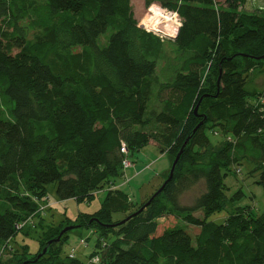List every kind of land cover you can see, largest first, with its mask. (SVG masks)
<instances>
[{"label": "trees", "instance_id": "1", "mask_svg": "<svg viewBox=\"0 0 264 264\" xmlns=\"http://www.w3.org/2000/svg\"><path fill=\"white\" fill-rule=\"evenodd\" d=\"M153 1L182 21L176 57L139 27L132 0H0V248L32 235L49 185L61 201L106 194L76 224L81 239L93 235L86 246L95 240L86 261L63 252L72 231L59 239L60 221L33 258L0 264H264V212L209 221L234 166L254 165L264 189V88L255 85L264 76V13L234 24L216 0ZM216 131L226 138L218 145ZM189 137L173 180L120 224L169 176L133 203L118 186L126 157L155 144L174 161ZM200 181L205 191L182 206L181 194ZM203 210L207 218L195 216ZM189 225L200 229L195 239Z\"/></svg>", "mask_w": 264, "mask_h": 264}, {"label": "rangeland", "instance_id": "2", "mask_svg": "<svg viewBox=\"0 0 264 264\" xmlns=\"http://www.w3.org/2000/svg\"><path fill=\"white\" fill-rule=\"evenodd\" d=\"M147 1L148 0H132L134 14L138 21L139 27L146 33L156 36L152 32H148V29H146L144 25L147 23L146 20H148L151 16L150 8L154 5H157L159 7L162 6L158 2L153 0L152 3L148 6L146 4ZM216 3L221 7L228 9L232 13L234 24H237L241 16L244 14L259 15L262 12L264 13V0H216ZM178 19L179 18L177 16V20ZM25 23L26 22H23L22 24ZM178 24H180V22ZM35 33L36 32H31L29 34L30 40L34 38ZM109 35L110 31L100 37L99 44L101 46L105 45ZM160 39L162 53L170 57H176V55L178 54V48L176 44L165 38ZM81 51V48H76L73 50L74 53H80ZM259 65L260 67L264 68V62ZM162 66L163 64L160 63L157 69L158 73L160 72ZM255 85L259 89H263L264 76L259 77L256 80ZM262 102L264 103V101ZM209 136L214 145H218L226 139L223 133L220 131L209 133ZM159 158L162 159L155 164V160ZM126 159L130 163V169L134 168V170L137 169L138 171H144L140 178L131 182L132 172L131 170H128V175L125 179L118 181V186H120L122 190L128 192L129 197L133 203H140L141 201L146 202L152 196V193L155 191V189L158 188L160 184H162V181L164 180L166 175L170 173L173 161L168 155L165 154L163 156V154L158 151L155 144L148 145L140 154L137 155V157L131 158L130 156H127ZM161 168H163L162 170L164 172L160 175L161 177L157 179L156 174ZM233 169L236 171V176L228 177L226 179V196L222 197L217 204L218 207H223L224 210H221L216 206L218 209L214 211V214L209 218V221H213L217 224L224 223V221L233 214L241 216L242 218H249L251 217L249 213H253L256 216H259L260 214H262V212H264V189L257 184L258 173L255 170V166L249 162H244L242 165L234 166ZM149 174L150 180H152L155 176L156 180L151 181L148 185L139 184V182H141L140 180H143L145 176ZM182 175H185V172L182 173ZM47 189L48 195L42 201H40V206L42 207V209L40 210L39 215H41L42 218H34L32 221L33 225L38 227L33 230L32 235L24 238H17L11 244L0 248V257L2 262H6L10 259L15 260L19 258L20 255H23L28 259L33 258L31 254H29V251H31L33 254L36 253V251H38L39 249L38 244L40 236H42L44 231L48 230L50 226L58 225L60 221H63L64 224L67 225L65 228L73 227V229L70 230L72 231V233H70V241L63 247V252L65 254H70L73 249L76 251L75 254L78 258L86 261L85 257L88 256L85 255L93 251L95 240L92 239L86 246L87 242L85 243V238H87V236L89 235L85 234V238L81 239L79 235L81 233V230L76 228L78 227L76 224L79 222L82 214H93L99 211L106 194L104 192L100 193L95 198V200L90 203H77L74 200L61 201L56 195L55 185H49ZM204 191L205 183L204 181H200L199 183L186 190L183 194H181L179 199L180 204L182 206H192L195 200ZM234 195L236 196L233 198ZM236 199H238V201L240 202H237ZM195 216L205 219L209 216V211H200L196 213ZM122 219H124V215H115V221ZM40 223H43V226H41ZM170 223H172V221L168 219L165 224L170 225ZM186 230L191 234L193 239H195L200 232V229L198 227L191 225L187 226ZM45 249L47 250V248ZM41 255L42 253H39L38 258H40Z\"/></svg>", "mask_w": 264, "mask_h": 264}, {"label": "water", "instance_id": "3", "mask_svg": "<svg viewBox=\"0 0 264 264\" xmlns=\"http://www.w3.org/2000/svg\"><path fill=\"white\" fill-rule=\"evenodd\" d=\"M179 31H180V29H179ZM179 31H178V33H177V35L176 36H169V35H166V37L170 40V41H172V42H176L177 41V38H178V35H179ZM258 60H262V59H264V56H262V57H260V58H257ZM197 112H198V107H196V109H195V113L197 114ZM203 124V122L202 123H200L196 128H195V130H194V132L195 131H197L199 128H200V126ZM190 139H191V137H189L188 139H187V141L185 142V144L182 146V148L180 149V151L178 152V154H177V156H176V158H175V160L173 161V164H172V167H171V170H170V173H169V176H168V178L166 179V181L163 183V185L158 189V191L149 199V201L143 206V207H141V209L139 210V211H137L136 213H134V214H132L130 217H128V218H126L125 220H123L120 224H124V223H126L128 220H130L132 217H134V216H136L137 214H139V213H141V212H143L155 199H156V197L160 194V193H162L163 192V190H164V188L166 187V185L168 184V183H170L172 180H173V178H174V175H175V172H176V168H177V165H178V162H179V160H180V158H181V156H182V154H183V152L185 151V149H186V147L188 146V144H189V142H190ZM73 229V227H69V228H65V229H63L62 230V232H61V234H60V237H59V239L61 238V236L64 234V233H66V232H68V231H70V230H72ZM58 239V240H59ZM46 249L43 251V253L42 254H45L46 253Z\"/></svg>", "mask_w": 264, "mask_h": 264}, {"label": "built area", "instance_id": "4", "mask_svg": "<svg viewBox=\"0 0 264 264\" xmlns=\"http://www.w3.org/2000/svg\"><path fill=\"white\" fill-rule=\"evenodd\" d=\"M150 13H151V16L148 20H146V24L144 25L146 27V29H148V32H152L153 34H155L156 36L160 37V38H165V39H168L166 37V35H169V36H176L179 29L181 28V25H182V21L181 19L179 18L178 14L175 13V12H172V11H169L163 7H159L157 5H154L150 8ZM153 13H156V14H159L160 16L164 17V16H171L175 19L176 23H177V29L175 32L173 33H167V32H162L161 30H158V29H155V28H152L150 26V22H151V18L153 17ZM177 16H178V20H177ZM180 22V24H178ZM169 40V39H168ZM122 152H124L125 154H127V149L126 148H123ZM130 163L127 161V159H125L124 161V167L126 169L130 168ZM74 256V250L72 251L71 253V257ZM89 263L91 264H100V259L98 257H95L93 258Z\"/></svg>", "mask_w": 264, "mask_h": 264}, {"label": "bare ground", "instance_id": "5", "mask_svg": "<svg viewBox=\"0 0 264 264\" xmlns=\"http://www.w3.org/2000/svg\"><path fill=\"white\" fill-rule=\"evenodd\" d=\"M150 26L152 28L161 30L162 32L173 33L177 29V23L171 16H160L159 14L153 13L151 18Z\"/></svg>", "mask_w": 264, "mask_h": 264}, {"label": "crops", "instance_id": "6", "mask_svg": "<svg viewBox=\"0 0 264 264\" xmlns=\"http://www.w3.org/2000/svg\"><path fill=\"white\" fill-rule=\"evenodd\" d=\"M262 8V7H261ZM172 43H175V42H172ZM165 154H163V156H164ZM161 157V156H160ZM163 158V157H162ZM162 158H159V159H156L155 160V164L157 163V162H159V160H161ZM144 165V164H143ZM163 168H161V169H159V172L156 174L157 176H159V175H161L164 171L162 170ZM129 171L131 170V178H132V180H131V182L133 181V180H136V179H138V178H140L141 177V175H142V173H143V171H138L137 169H135L134 170V168H129L128 169ZM128 170H126L125 171V173H126V175H128L127 174V172H128ZM137 174V175H136ZM150 174L149 175H147V176H145V178L142 180H140L141 182H139V184H141V185H148L151 181H153V179L156 177H154L152 180H150ZM147 181V182H146ZM131 184V183H130ZM140 187V186H139ZM128 193V192H127ZM85 234H87V235H91V232H89V233H85ZM89 236H87V237H89Z\"/></svg>", "mask_w": 264, "mask_h": 264}]
</instances>
